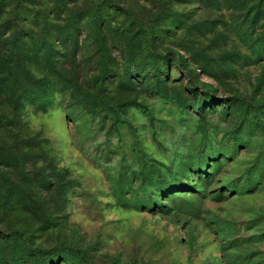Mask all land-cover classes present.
Masks as SVG:
<instances>
[{
	"label": "rangeland",
	"instance_id": "1",
	"mask_svg": "<svg viewBox=\"0 0 264 264\" xmlns=\"http://www.w3.org/2000/svg\"><path fill=\"white\" fill-rule=\"evenodd\" d=\"M0 264H264V0H0Z\"/></svg>",
	"mask_w": 264,
	"mask_h": 264
},
{
	"label": "trees",
	"instance_id": "2",
	"mask_svg": "<svg viewBox=\"0 0 264 264\" xmlns=\"http://www.w3.org/2000/svg\"><path fill=\"white\" fill-rule=\"evenodd\" d=\"M39 25H40L39 23L36 24V26H38V27H39ZM41 31H43L44 33H42L41 35L40 34L34 35V34H32V31L29 30V34L28 35H24V36L20 37V39H18V45H19L18 48H19V51L21 50V53H22L24 51L21 48L24 47V42L25 41H29V39L31 41H33L34 36H36V38L44 36V38H40V39H42V41L36 39L38 44H37V48L35 50H29V48H27L26 55H27V53L35 55L34 56L35 60L33 61V64L37 67V71L39 73L42 70V71H46V74H49V75L51 74L52 75V74H54L56 66H54L50 62V58H51V53L50 52H52V50L50 49L49 43H46V40H45L46 39L45 38V32L47 30H46L45 27H43V28H41ZM61 35L64 38L65 33H63ZM68 35L70 36L69 40H70V44H71L72 48H75L76 47V42H77L76 38H74L72 36V34L68 33ZM19 40H21L22 45H20V41ZM41 59H44L43 62H42ZM31 63H32V61H31ZM42 77L43 76H39L38 79L35 82L36 83V87L38 89V91L36 93H38L41 90L39 87L42 85V82H43L42 81ZM36 93H35V95H36Z\"/></svg>",
	"mask_w": 264,
	"mask_h": 264
}]
</instances>
